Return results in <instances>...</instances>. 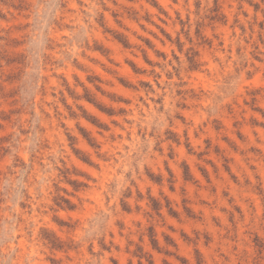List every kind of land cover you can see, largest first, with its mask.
<instances>
[{
    "label": "rangeland",
    "instance_id": "rangeland-1",
    "mask_svg": "<svg viewBox=\"0 0 264 264\" xmlns=\"http://www.w3.org/2000/svg\"><path fill=\"white\" fill-rule=\"evenodd\" d=\"M0 264H264V0H0Z\"/></svg>",
    "mask_w": 264,
    "mask_h": 264
}]
</instances>
